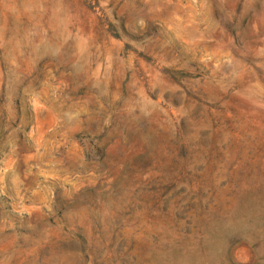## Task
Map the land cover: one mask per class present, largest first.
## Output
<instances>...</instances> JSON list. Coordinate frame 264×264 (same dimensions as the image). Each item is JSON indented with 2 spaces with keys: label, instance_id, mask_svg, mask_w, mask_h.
<instances>
[{
  "label": "rangeland",
  "instance_id": "rangeland-1",
  "mask_svg": "<svg viewBox=\"0 0 264 264\" xmlns=\"http://www.w3.org/2000/svg\"><path fill=\"white\" fill-rule=\"evenodd\" d=\"M0 264H264V0H0Z\"/></svg>",
  "mask_w": 264,
  "mask_h": 264
}]
</instances>
